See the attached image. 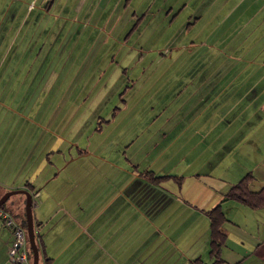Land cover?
Listing matches in <instances>:
<instances>
[{
    "label": "crops",
    "instance_id": "obj_1",
    "mask_svg": "<svg viewBox=\"0 0 264 264\" xmlns=\"http://www.w3.org/2000/svg\"><path fill=\"white\" fill-rule=\"evenodd\" d=\"M133 1L126 0L119 8L118 15L127 24L121 31L136 19L128 32L137 30L141 42L149 32L161 37L163 18L181 10L177 7L184 0H165L154 9L155 0ZM210 1L208 7L214 4L216 9L210 14L221 18L207 36H219L216 44L222 51L200 47V58H193L197 53L192 39L161 53L156 60L167 55L168 60L160 69L156 62V72L145 79L158 84L153 89L137 88L134 94L124 91V103L111 125H106V136L93 137L100 129L94 127L92 114L104 99L102 90L91 110L82 104L70 108L76 131L79 125L78 133L84 126L92 130L89 136L84 129L78 140L67 141L47 127V111L60 114L67 106L42 109L45 123L34 121L37 118L29 113L11 111L16 110L13 106L0 108V196L25 189L26 182L33 185L28 191L35 199L38 264L211 263L210 220L205 211L217 204L226 218V240L220 247L224 261L264 264V206L223 200L228 188L247 172L253 175V190L264 185V0ZM122 2L0 0V39L4 38L0 97L26 96L35 80L50 81L41 70L34 78L25 66L37 60L48 63L49 51L60 47V57L66 56L67 44L61 36L72 26L74 34L87 32L90 26H80L76 18L91 21L95 16V21L105 22ZM63 16L68 18L62 20ZM51 26H57L60 35L49 36ZM232 27L239 34L230 41ZM38 32L41 36L36 37ZM73 44L70 41L68 46ZM104 44L107 41L99 48ZM35 48L38 51L33 53ZM44 48L48 53L39 59ZM130 56L122 54L123 64L131 63ZM183 61L194 68L181 74L164 72ZM127 76L126 71H114L107 81L119 83H112L107 93L113 88V97L130 83ZM171 82H177L179 90L172 91ZM49 87L47 83L42 94L48 96ZM144 169L169 177L153 183L140 175ZM24 202V194L18 193L6 206L19 223ZM12 239L10 228L0 222V264H16L7 256Z\"/></svg>",
    "mask_w": 264,
    "mask_h": 264
},
{
    "label": "rangeland",
    "instance_id": "obj_2",
    "mask_svg": "<svg viewBox=\"0 0 264 264\" xmlns=\"http://www.w3.org/2000/svg\"><path fill=\"white\" fill-rule=\"evenodd\" d=\"M125 1L126 0H123L119 7L114 9L113 16L108 20L106 19L105 22L95 21V16L91 19V21L87 20L90 19L88 17H83V19L76 18L81 21L80 26H84V24H89L90 26H87V32H81L80 34L72 33V29H74L72 26L69 32H66L63 36H61L67 44L66 56L63 55L62 57H60L63 49V47H60L59 49L49 51L48 56L50 60L48 61V63H42V60H37L25 66L26 70L31 69L30 73L32 76H34V78L37 74L35 71L41 70L44 74L50 75V81H45V78L43 80L41 79L40 81L35 80L34 85L28 91L26 96L20 97L19 94V96L15 98L12 97L11 93V97H0V106H3L0 108L9 109L10 106H13V108H16V110L10 108L11 111H17L18 113H22L23 115L29 113L30 118H37V120L34 121L37 122L40 120L45 123L46 115L42 112V109H45L44 111H46V108L50 110V107L53 108L57 105L64 107L67 106L64 113L49 114V111H47V115L49 116L47 120V127L49 131L51 130L59 133L67 141H69L70 138L78 140L81 139L84 135L85 131L83 132V130L85 129V126L82 127L81 131H79L78 133L77 131L80 128L79 125L76 131L74 123L75 114L70 111V108H72L73 105L82 104L86 105L88 108L90 107L89 109L91 110L97 105L95 103V98L97 94L102 90L104 99L94 110L92 118L94 115V127L98 125V122L101 121V127L94 133L93 137H104L107 134V131L105 130L106 125H111L110 121L112 120V118H115L118 115L117 111L119 110L118 108H121L122 104L124 103V93L126 91H133L132 94H134L137 88L141 89L142 86H144L143 88L145 89H153L158 84L157 80L155 79H151L149 81H145V79L151 72H156L154 71L156 62L158 68L160 69L165 61L168 60V55L160 58L159 60H156V58L160 56L161 53L167 54L172 51L173 46H177L180 42L184 44L189 43L192 39H194L195 41V45L193 46L194 48L192 50L197 53L195 54V57L193 56V58H200V54L202 51V49H199L200 47H203L205 49L207 47L211 50L213 49L216 51H222V47L216 44L219 41V36H207L208 32L211 29L216 28V20L218 18H221L219 16L214 17L210 14V12L213 13L212 10H216L214 4L208 7L212 1H182L181 4L177 7H182L181 10L177 12L174 11L168 18H163L161 26L165 28H163L164 32L162 33L161 37H158L156 33L149 32V35L145 37V39H142L141 42H137V30L133 33L128 32L131 26L136 23V19H134V21H132L128 27L121 31L127 24L124 22V17H119L120 15H118V11L121 6L123 7V5H125ZM155 1L157 2L153 4L151 9H154L157 5H160L162 1L165 0ZM133 2L139 4L137 0H134ZM129 5L130 4H128L127 6ZM54 6L55 3L53 4V9H55ZM166 8L168 7H165L164 9ZM83 10H85V8ZM225 11L226 10L218 12L217 15H221ZM127 12L131 11L127 10ZM66 18L68 17H61L62 20H65ZM125 19L127 20L128 18L126 17ZM5 21H3V23H6ZM166 22H169V26H166ZM94 23H98V26H96ZM51 30L52 31L49 36L57 37V35H60L57 32V26H51ZM183 30H185L186 33H183ZM176 32L177 34L175 35ZM238 34V29L232 27L231 31L228 32L227 40L229 37L230 41H233L238 36ZM45 35L48 34L45 33ZM35 36L39 37L41 36V34L38 32ZM242 36L243 34L241 33V37ZM3 40L4 38L0 39V41ZM70 41H72V43L74 42L72 48L71 46H68V43H70ZM85 41L86 44H84ZM92 41H97L98 43L95 45L90 44ZM106 41L107 44H104V47L100 45L99 48L98 44ZM75 46L77 47L75 48ZM105 47H107V49H105ZM184 50L186 51V49ZM37 51V48H35L33 50V53H36ZM47 53L48 52L46 51V48L42 49V51L40 52V56H38L39 59H41L43 55H47ZM124 53H128V57L131 55L130 64H123L122 54ZM68 54L70 55L68 56ZM99 57L102 58L100 62H98L100 60ZM185 63L187 62H178L175 64L174 68H169L166 66L167 68L164 72H168L170 73V75L172 73L181 74L186 71L189 72L190 68H194L195 66L191 63L188 66ZM114 71L120 73L126 71L130 83H127L125 86H123V88L119 92L118 88L115 95L112 97L111 91L113 90V88L108 93L106 89L115 82L107 81V79L110 78ZM157 73H159V71ZM57 78L58 80L55 81ZM158 80L160 81V83H162L159 78ZM134 81L135 83L132 86V83ZM177 82H171L172 91H174L175 89L179 90V87H177ZM25 83L30 84L31 82L29 81ZM47 83L51 85V87L48 88V92H46L49 93L48 96L47 94H42V91L45 86H47ZM118 83L119 82H115L114 86H116ZM17 88H19V86L16 85L15 89L17 90ZM79 92H81L80 95ZM146 97L149 98L148 94H146ZM151 101H153V98L151 99ZM145 103L147 104L148 101ZM31 109H33V111ZM108 110L112 112L111 114H109L110 116H106L107 112L105 111ZM37 111L39 112L37 113ZM77 116L79 118V115ZM40 117H42V119H40ZM118 120H122V118L118 117ZM59 123L61 125L58 129L57 127ZM85 130L88 131L89 136H92L91 128L89 130L86 127ZM101 130L102 133H100ZM87 138L90 137H86V139ZM79 151L81 152L80 149ZM84 151L88 152V150ZM15 195L16 194L11 195V197L6 200V206L11 205L13 196Z\"/></svg>",
    "mask_w": 264,
    "mask_h": 264
},
{
    "label": "trees",
    "instance_id": "obj_3",
    "mask_svg": "<svg viewBox=\"0 0 264 264\" xmlns=\"http://www.w3.org/2000/svg\"><path fill=\"white\" fill-rule=\"evenodd\" d=\"M100 127H101V121L98 122V125L96 126V128L99 129ZM140 175L144 177L145 179L153 183H157V184L160 183L163 179L169 177L168 175H157L150 169L142 170L140 172ZM252 181H253L252 173L251 172L245 173L237 182L233 183L228 188V190L223 194V200H230V199L237 200L251 208H257V207L264 206V185L261 186L257 190H253L250 187ZM32 188H33V185L30 182H26L25 189L31 190ZM34 200L35 199L32 198V208L35 202ZM0 207L8 210L12 214V212L6 207V202L2 204ZM205 212L208 215L209 220H210V253L213 257V261L211 263H204V262L198 261L197 264H229V263H226L220 255V247L226 240V232L223 227V223L226 219L225 214L220 204H217L207 209ZM19 224L25 227L26 220H25L24 215L22 216V220L20 221ZM35 238L37 242V234H35ZM27 241H28V238H27ZM28 255L32 261V252H31L29 243H28ZM233 264H241V263L236 262Z\"/></svg>",
    "mask_w": 264,
    "mask_h": 264
},
{
    "label": "built area",
    "instance_id": "obj_4",
    "mask_svg": "<svg viewBox=\"0 0 264 264\" xmlns=\"http://www.w3.org/2000/svg\"><path fill=\"white\" fill-rule=\"evenodd\" d=\"M0 222L10 228L13 236L7 249L8 259L16 264H32L28 255L25 227L21 226L12 214L2 207H0Z\"/></svg>",
    "mask_w": 264,
    "mask_h": 264
},
{
    "label": "water",
    "instance_id": "obj_5",
    "mask_svg": "<svg viewBox=\"0 0 264 264\" xmlns=\"http://www.w3.org/2000/svg\"><path fill=\"white\" fill-rule=\"evenodd\" d=\"M24 194V215H25V229L28 238V243L32 252V264H38L39 261V249L35 238V228L32 211V194L23 188L8 190L0 196V206L6 202V200L13 194Z\"/></svg>",
    "mask_w": 264,
    "mask_h": 264
}]
</instances>
